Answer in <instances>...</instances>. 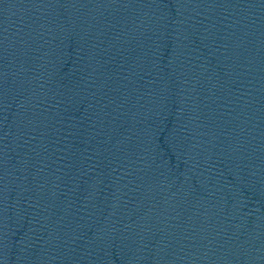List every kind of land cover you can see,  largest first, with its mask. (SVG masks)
Masks as SVG:
<instances>
[{"label":"water","instance_id":"water-1","mask_svg":"<svg viewBox=\"0 0 264 264\" xmlns=\"http://www.w3.org/2000/svg\"><path fill=\"white\" fill-rule=\"evenodd\" d=\"M0 264H264V0H0Z\"/></svg>","mask_w":264,"mask_h":264}]
</instances>
